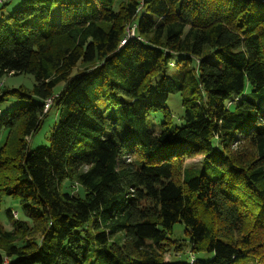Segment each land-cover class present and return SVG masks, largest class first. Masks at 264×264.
I'll list each match as a JSON object with an SVG mask.
<instances>
[{
    "label": "trees",
    "instance_id": "obj_1",
    "mask_svg": "<svg viewBox=\"0 0 264 264\" xmlns=\"http://www.w3.org/2000/svg\"><path fill=\"white\" fill-rule=\"evenodd\" d=\"M8 74L34 83L0 89L23 100L0 112V198L28 218L7 211L0 264H264V0H22ZM177 222L192 261L164 257Z\"/></svg>",
    "mask_w": 264,
    "mask_h": 264
},
{
    "label": "rangeland",
    "instance_id": "obj_2",
    "mask_svg": "<svg viewBox=\"0 0 264 264\" xmlns=\"http://www.w3.org/2000/svg\"><path fill=\"white\" fill-rule=\"evenodd\" d=\"M5 5L0 3V20L4 19L15 7H17L22 0H4ZM4 6H3V5ZM34 80L31 75L28 74H18V75H2L0 76V89L1 90H13L19 88V86H23L25 88H31ZM61 85L55 87V92L60 90ZM8 100L0 105V112H2L6 107L12 109L13 104H17L22 102V99L15 98L12 94L5 95ZM8 104V105H7ZM166 107L170 113V120L174 125H180V115L182 114V105H181V97L177 93H171L167 99ZM58 119V111L52 106L48 114L44 117L41 126L39 129L29 138L28 140V148L30 150L35 149L37 147H48L49 142L48 138L51 134L52 128L54 127L56 121ZM163 120V112H155L150 114L147 117V125L149 129H153L155 131L158 130L161 121ZM201 158L200 156H196L194 158L187 159L185 164L190 165L193 164L195 166H199ZM75 191L78 189L76 186L72 187ZM10 210L13 218L16 217L21 220H27L28 218L25 216L22 206L17 200H12L10 198H6L5 196H1L0 198V225L5 229L9 230L11 228V224L7 218V211ZM17 213V215H16ZM184 225L182 223H175L171 233L168 235L172 240L177 241L182 244L185 248V253L179 254V252L170 250L165 254L166 260H179V261H192L191 255H189V239L184 234ZM174 245H176V243ZM196 258L205 259L207 256L199 253L195 255Z\"/></svg>",
    "mask_w": 264,
    "mask_h": 264
},
{
    "label": "built area",
    "instance_id": "obj_3",
    "mask_svg": "<svg viewBox=\"0 0 264 264\" xmlns=\"http://www.w3.org/2000/svg\"><path fill=\"white\" fill-rule=\"evenodd\" d=\"M1 1H2V0H0V2H1ZM132 31H133V29L130 31V35H133ZM51 102H52V100H50V99H47V100L45 101L44 106H43V111H46V110L49 108Z\"/></svg>",
    "mask_w": 264,
    "mask_h": 264
}]
</instances>
